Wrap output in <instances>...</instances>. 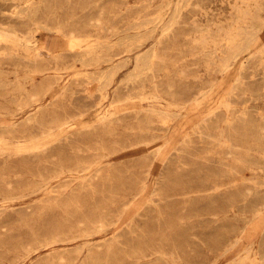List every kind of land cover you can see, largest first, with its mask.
<instances>
[{
	"label": "rangeland",
	"instance_id": "obj_1",
	"mask_svg": "<svg viewBox=\"0 0 264 264\" xmlns=\"http://www.w3.org/2000/svg\"><path fill=\"white\" fill-rule=\"evenodd\" d=\"M0 264H264V0H0Z\"/></svg>",
	"mask_w": 264,
	"mask_h": 264
},
{
	"label": "bare ground",
	"instance_id": "obj_2",
	"mask_svg": "<svg viewBox=\"0 0 264 264\" xmlns=\"http://www.w3.org/2000/svg\"><path fill=\"white\" fill-rule=\"evenodd\" d=\"M257 1V0H256ZM40 25V24H39ZM39 27H41V26H39ZM34 29V28H33ZM10 30V29H9ZM15 31V30H14ZM13 31V32H14ZM33 31V30H32ZM1 33H3V32H1ZM19 34V33H18ZM4 35V34H3ZM6 35V34H5ZM4 35V36H5ZM20 35V34H19ZM12 40V39H11ZM73 41V40H72ZM156 42L154 43V45H153V47H152V52H154L155 54H157V46H156ZM47 46V45H46ZM72 47V46H71ZM47 48V47H46ZM70 48V47H69ZM40 49H41V47H40ZM39 49V50H40ZM41 50H43V49H41ZM61 50V49H60ZM49 51V50H48ZM62 51V50H61ZM29 52V51H28ZM43 53L45 52V51H42ZM41 52V53H42ZM209 52V51H208ZM55 53H56V51H55ZM53 54V53H48V56L49 57H51V58H55V57H57L58 56V54ZM81 53H83V52H81ZM34 54V53H33ZM31 55V54H30ZM38 55H39V52H38ZM33 60H36L35 58L33 59ZM41 70V69H40ZM222 74V73H221ZM221 74H220V76H221ZM223 78V77H222ZM50 84V83H49ZM150 87H151V90L150 91H145L146 89V86L144 85V84H142V86H141V92H144L142 95H141V98H146L147 97V95L148 94H150V96L153 98V100H154V102L156 103V102H159V101H156V100H159V99H161L162 97L159 95V87H160V84L157 82V81H154V82H152L151 84H150ZM61 90V89H60ZM146 92V93H145ZM202 92V91H201ZM149 97V96H148ZM131 97H126L125 98V100H128V99H130ZM149 99V98H148ZM152 100V101H153ZM195 100V99H194ZM153 102V103H154ZM168 103V102H167ZM140 105V104H139ZM172 105V104H171ZM164 106H166V105H164ZM163 108V107H162ZM164 109V108H163ZM176 109V108H175ZM140 111H141V109H140ZM140 113V112H139ZM153 113V112H152ZM66 118V117H65ZM65 120V119H64ZM78 123V122H77ZM229 124V123H228ZM64 128V127H63ZM61 129V128H60ZM62 130V129H61ZM65 130V129H64ZM65 131H67V130H65ZM62 132V131H61ZM64 133V132H63ZM66 134V133H65ZM59 135V134H58ZM57 135V136H58ZM62 137V136H61ZM24 145V144H23ZM102 156V155H101ZM100 156L98 155V158H99ZM61 158V157H60ZM94 158H95V156H94ZM63 159V158H62ZM81 161H79V163H80ZM80 166V165H79ZM82 167V166H81ZM60 168H62V167H60ZM89 168V167H88ZM87 169V168H86ZM88 170V169H87ZM66 171V170H65ZM79 171V170H78ZM83 172V171H82ZM79 173V172H78ZM46 183V182H45ZM122 215H120V217H121ZM119 217V218H120ZM102 218H105L104 216L102 217ZM5 227V226H4ZM145 256V255H144Z\"/></svg>",
	"mask_w": 264,
	"mask_h": 264
}]
</instances>
